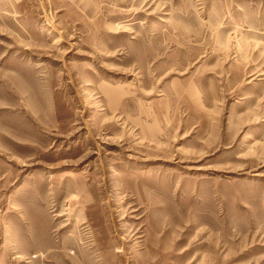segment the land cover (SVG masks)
I'll use <instances>...</instances> for the list:
<instances>
[{"label": "rangeland", "instance_id": "obj_1", "mask_svg": "<svg viewBox=\"0 0 264 264\" xmlns=\"http://www.w3.org/2000/svg\"><path fill=\"white\" fill-rule=\"evenodd\" d=\"M0 264H264V0H0Z\"/></svg>", "mask_w": 264, "mask_h": 264}, {"label": "crops", "instance_id": "obj_2", "mask_svg": "<svg viewBox=\"0 0 264 264\" xmlns=\"http://www.w3.org/2000/svg\"><path fill=\"white\" fill-rule=\"evenodd\" d=\"M199 103H200V102H199ZM198 107H199V109H203V110H204V108H205V107H202L201 104L198 105Z\"/></svg>", "mask_w": 264, "mask_h": 264}]
</instances>
